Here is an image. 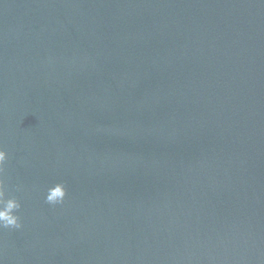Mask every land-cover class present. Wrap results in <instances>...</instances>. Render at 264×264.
Wrapping results in <instances>:
<instances>
[{
    "label": "water",
    "instance_id": "95a60500",
    "mask_svg": "<svg viewBox=\"0 0 264 264\" xmlns=\"http://www.w3.org/2000/svg\"><path fill=\"white\" fill-rule=\"evenodd\" d=\"M0 264H264V0H0Z\"/></svg>",
    "mask_w": 264,
    "mask_h": 264
}]
</instances>
